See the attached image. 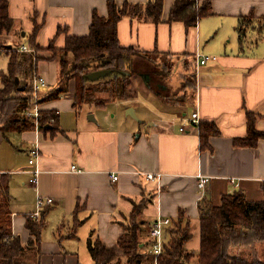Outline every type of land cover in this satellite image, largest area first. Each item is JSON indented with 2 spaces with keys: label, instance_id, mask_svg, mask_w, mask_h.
<instances>
[{
  "label": "crops",
  "instance_id": "1",
  "mask_svg": "<svg viewBox=\"0 0 264 264\" xmlns=\"http://www.w3.org/2000/svg\"><path fill=\"white\" fill-rule=\"evenodd\" d=\"M109 1L8 0L15 27L0 40L32 59L26 77L34 90L31 107L58 115L56 128L48 131L37 124L23 132L0 130V175L9 180L13 235L28 243L27 221L45 217L38 264H81L78 249H89L90 239L121 253L118 239L135 204L142 205L144 241L152 239L153 223L170 219L167 242L169 229L183 218L193 235L187 249L198 253L202 202L220 205L236 192L249 201L264 199V0H210L212 14L193 26L168 22L176 0H164L157 23L123 17L120 45L155 59L135 58L130 98L107 101L104 111L116 105L111 114L88 120L84 106L75 107L72 79L67 92L42 102L41 93L58 85V53L67 38L88 36L95 14L109 16ZM113 1L122 6L155 0ZM4 52L0 76L10 70V52ZM40 76L47 86L36 93ZM35 147L39 155L30 164ZM149 173L160 177L151 181ZM201 177L209 178L204 197ZM40 198L53 204L36 217ZM45 250L54 256L43 260Z\"/></svg>",
  "mask_w": 264,
  "mask_h": 264
},
{
  "label": "trees",
  "instance_id": "2",
  "mask_svg": "<svg viewBox=\"0 0 264 264\" xmlns=\"http://www.w3.org/2000/svg\"><path fill=\"white\" fill-rule=\"evenodd\" d=\"M164 0H155L146 5L124 3L119 6L109 1L107 18L94 15L91 32L88 36H69L64 49L59 51L61 73L57 87L41 93V101L59 98L67 92L69 82L76 80L77 91L75 107L95 105L102 108L110 100H128L130 98V75L135 71V58L146 57L155 62L149 53L140 52L131 47L120 45L118 23L123 17H136L155 23L162 20ZM210 0H176L168 17V22L182 21L187 26L196 25L200 18L211 15ZM15 21L9 13L8 0H0V37L10 34ZM37 30L36 33L37 34ZM35 48V44L33 43ZM0 51L10 52V70L1 74L3 87L0 88V130L3 132H23L36 127V122L25 116L34 99L33 87L27 82L28 68L32 59L26 53H19L15 47L0 40ZM110 69L112 74L96 82L88 75L97 70ZM105 93L108 98H100ZM54 122L51 123V119ZM58 115L54 111L42 112L39 125L42 130L56 128ZM49 128H46L48 127ZM250 133L253 136L254 130ZM11 195L9 180L0 176V264H33L39 261L42 244L44 216L41 220L27 221L31 232L28 243H22L19 236L13 235L10 212ZM142 205L135 204L132 217L124 224L125 232L119 237L121 253L108 248L99 239L88 242L89 252L95 264H117L122 259L127 264H264L263 260L250 261L241 254H233L231 247L252 245L264 242V199L246 200L242 192L223 196L220 205L206 201L201 203V247L198 253L187 249L192 239L190 224H184L183 218L174 222L168 231L167 242L160 255L151 252L154 241H144L141 230ZM238 227V228H237ZM244 232L243 240L234 233ZM250 239L246 242V237ZM147 246H149L148 249ZM33 258V260H32Z\"/></svg>",
  "mask_w": 264,
  "mask_h": 264
},
{
  "label": "built area",
  "instance_id": "3",
  "mask_svg": "<svg viewBox=\"0 0 264 264\" xmlns=\"http://www.w3.org/2000/svg\"><path fill=\"white\" fill-rule=\"evenodd\" d=\"M22 48L26 51L29 50V47L27 45H24ZM210 59H211V57H209V56L203 57L201 63L205 64ZM46 86H47V81H46L45 77L40 76V77L36 78L35 85H34L36 93L39 92L40 90H43L44 88H46ZM25 116L29 119L34 120L36 122V124L39 125V119L42 116V112L36 107H34V108L31 107L30 109H27L25 111ZM192 119H193V122L195 124H198L199 123L198 113H193ZM53 122H54V118L51 119V123H53ZM38 155H39L38 148L37 147L33 148L31 150L32 159L30 160V164H33L35 162V159H36V157H38ZM73 169L75 171H81L76 166H74ZM37 176H38V174H37V172H35V178L33 180L34 183H37V181H38ZM158 177H160V175H155L153 173L148 174V178L151 181H156L157 179H159ZM118 179H119L118 176L112 175L113 181H117ZM208 181H209V178H207V177H201L199 180V188H200L202 196H203V191H204ZM51 204H53V199H47V200H43L42 198L38 199V211L36 213V217H39V215L41 214V211L45 207L50 206ZM171 224H172V221L170 219H160V220H157L155 223H153V225L151 226V228L149 230V235L154 241L151 252L154 253L155 255H160L163 252L164 245L166 243L165 238H164V229H165V227H167Z\"/></svg>",
  "mask_w": 264,
  "mask_h": 264
},
{
  "label": "rangeland",
  "instance_id": "4",
  "mask_svg": "<svg viewBox=\"0 0 264 264\" xmlns=\"http://www.w3.org/2000/svg\"><path fill=\"white\" fill-rule=\"evenodd\" d=\"M22 24L23 23L20 20H18V23H17L18 26L17 25L16 26L19 27ZM9 35L10 34H4L3 36H9ZM4 53H3V56L7 57V55ZM93 82H96V81H93ZM97 96L100 98H104L107 95L105 93H98ZM114 105L115 104H111V105L107 106L110 108L107 111L106 110L104 111V109L98 108L95 105L93 106V105H87L86 104V105H84L83 109L85 110V112H88V113L83 112V117H86L88 120H90L91 116H94V118L96 120L101 119L104 116V113H106L107 115L111 114V108L116 106V105L115 106ZM91 106H93V107L91 108ZM203 197H204V195H203ZM243 234H244V232H243ZM243 234L237 232V233H234V236L240 235L239 239L243 240V238H244ZM249 240L250 239L247 236L245 241L249 242ZM230 249H231L230 251L233 254H241L242 256L246 257L250 261H255V260H263L264 261V242H253L252 245L242 246V247H231ZM53 254H54L53 252L45 250L43 260H45L46 257H48V258L53 257L54 256ZM77 254H78L79 261L81 262V264H94V261H91L89 249H86L84 247H79ZM32 260H33V258H32ZM32 263L36 264L37 260H35V261L33 260ZM44 263L45 264H53L52 262L49 261V259L45 260ZM114 264H117V263L115 262ZM119 264H127V260L124 258V259H122V262Z\"/></svg>",
  "mask_w": 264,
  "mask_h": 264
},
{
  "label": "water",
  "instance_id": "5",
  "mask_svg": "<svg viewBox=\"0 0 264 264\" xmlns=\"http://www.w3.org/2000/svg\"><path fill=\"white\" fill-rule=\"evenodd\" d=\"M8 47L11 48L12 45H8ZM110 74H112V70H110V69L97 70V71H94V72L90 73L88 75V78L91 81H97L99 79L107 77ZM130 110L132 111L133 109H130ZM90 119L94 120L95 118H94V116H91ZM46 128H49V126L46 127Z\"/></svg>",
  "mask_w": 264,
  "mask_h": 264
}]
</instances>
